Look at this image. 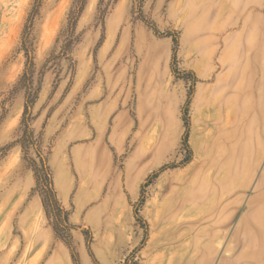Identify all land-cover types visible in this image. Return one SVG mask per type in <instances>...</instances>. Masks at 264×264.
<instances>
[{"label": "rangeland", "instance_id": "rangeland-1", "mask_svg": "<svg viewBox=\"0 0 264 264\" xmlns=\"http://www.w3.org/2000/svg\"><path fill=\"white\" fill-rule=\"evenodd\" d=\"M34 1L0 0V264H48L49 247L65 244L40 173L36 182L40 151L82 264H264V0H87L71 34L74 0H42L26 32L32 134L19 80ZM167 31L179 37V74ZM95 147L108 172L91 176L79 155ZM36 200L41 214L28 218Z\"/></svg>", "mask_w": 264, "mask_h": 264}, {"label": "trees", "instance_id": "trees-1", "mask_svg": "<svg viewBox=\"0 0 264 264\" xmlns=\"http://www.w3.org/2000/svg\"><path fill=\"white\" fill-rule=\"evenodd\" d=\"M41 2H42V0H35L34 1L33 7L31 10V13H30V17H29L28 22H27V28L25 31V37H24L25 39L23 41V47L26 50V54L28 57V63H27L26 71L24 72L23 76L19 80V86L22 85V86H25L27 88V97H26V103H25L23 123H25L27 125V129H29L30 133H32V134L34 132H33V130L30 129V126L28 124L29 120L26 119V115L29 113L30 107L34 104L37 95H36V90H33V84L31 81V78H32L31 75L33 72L34 62H33V59L28 54V40H27L26 32L31 29L33 19H34L35 15L39 12ZM86 3H87V0H74L73 5H72L70 12H69L68 25H67V28H68L67 30L70 34L74 33L77 22L81 16L85 6H86ZM99 10H100V8H99ZM145 21L154 30V32L156 34H161L159 28L157 27L156 23L153 20L145 19ZM165 35L171 36L173 38L172 70H173V72H175V74L176 73L179 74L180 71L177 67L178 48H179L178 34L176 31H174V32L167 31L165 33ZM102 43H103V37L99 41L98 45H101ZM19 86H18V88H19ZM188 101H189V99L187 100V103H186L185 107L183 108V118H184L185 126H186V133L184 135L183 144L185 147H187L189 153H191V148H190L189 143H188L189 120H190ZM39 155L40 156L42 155L41 156V166L34 170L35 176H36V182L38 184L39 173H40V175H42V179L44 180V185L46 187L47 194H48L49 198L51 199L53 206L57 209L58 213L61 215L60 227H56V226L54 227L55 234L57 237H59L61 240H63L64 243L69 248L71 255H72L73 263L74 264H82L80 253L76 249L74 242H73L72 231H73V229H75L76 226H75V224H73L70 221V214H71L70 210L65 207V205L62 203V201L58 197V193H57V190H56L55 185H54L53 172H52L51 166H50L49 161H48L49 151L45 155L42 154V152L40 151ZM168 167H170V165L165 164V165L161 166L159 170L154 171L152 174H150L147 177L146 182L143 183V185H142L141 202H143L145 200V187L148 184H150L159 175V173L161 171H163L164 169H166ZM43 204H44L45 208H47V204H46L45 199H43ZM134 212H135V216L137 217V219L142 220V217L139 214V209L137 207L135 208ZM83 233L85 234L86 245H87V249L89 251V254L93 258L94 262H97L95 255H94V252H93V249H92L93 236H92L91 230L90 229H84ZM123 264H128V258L126 259V261Z\"/></svg>", "mask_w": 264, "mask_h": 264}, {"label": "crops", "instance_id": "crops-1", "mask_svg": "<svg viewBox=\"0 0 264 264\" xmlns=\"http://www.w3.org/2000/svg\"><path fill=\"white\" fill-rule=\"evenodd\" d=\"M240 20L242 21L241 18H240ZM248 26H249V21L248 20H244L243 21V28H242V31L239 33V37L243 36V37H246L247 40H248V38L251 36L250 31L248 29ZM252 36H254V37L257 36L256 29L254 30V33H253ZM254 37L252 39H249L250 43H249L248 47L250 49H252V43H253ZM251 56H252V52H250L248 54V56H247L248 62L251 59ZM107 119H108V116H105L103 118L104 121H106ZM120 121H121V119L119 118V124L116 127L115 132H114V137L115 138H117V136H118V128H120ZM120 149L121 148H117V150H120ZM88 154H89V152H86V155L84 156V158H86L88 156ZM102 167L105 168V170H107V156H106V164H104ZM107 172H108V170H107ZM105 175H106V173H105ZM81 194H82V192H81ZM81 194L79 193V197H82ZM64 198H66V196H64ZM81 199H80V202H82ZM41 211H42L41 202H40V200H36L31 205V207L29 209V212L27 214V217L31 218L33 216L39 215V214H41ZM43 238H45V240L40 239L39 242L44 241L49 246L50 240L47 239V235H43ZM49 248H50V254H49L48 264H74L71 252H70V250H69V248L67 247L66 244H62L61 243V244H58L57 246H50ZM84 256H85V258L88 261V257H87L88 255L85 252H84Z\"/></svg>", "mask_w": 264, "mask_h": 264}, {"label": "bare ground", "instance_id": "bare-ground-1", "mask_svg": "<svg viewBox=\"0 0 264 264\" xmlns=\"http://www.w3.org/2000/svg\"><path fill=\"white\" fill-rule=\"evenodd\" d=\"M103 159L104 157L101 154V151L98 147H95L91 151H89V154L86 158H83L81 154L79 155V160L81 161L82 169L84 170L85 169L84 167H86L89 173L91 174V176L96 169L103 166ZM59 185L61 192L64 193L63 191L65 190L66 185L64 184V182L63 183L60 182V180H59Z\"/></svg>", "mask_w": 264, "mask_h": 264}]
</instances>
